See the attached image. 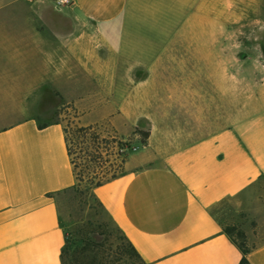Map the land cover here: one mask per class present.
Here are the masks:
<instances>
[{
    "label": "crops",
    "instance_id": "crops-1",
    "mask_svg": "<svg viewBox=\"0 0 264 264\" xmlns=\"http://www.w3.org/2000/svg\"><path fill=\"white\" fill-rule=\"evenodd\" d=\"M218 26L219 0H0V264H62L76 179L62 120L39 117L63 105L79 126L147 125L145 151L93 188L142 264H238L239 214L264 264V81L236 92Z\"/></svg>",
    "mask_w": 264,
    "mask_h": 264
},
{
    "label": "rangeland",
    "instance_id": "rangeland-1",
    "mask_svg": "<svg viewBox=\"0 0 264 264\" xmlns=\"http://www.w3.org/2000/svg\"><path fill=\"white\" fill-rule=\"evenodd\" d=\"M207 27H203V35H207ZM219 50L234 49L235 51V78L240 89L238 93L258 92L256 83L264 81V0H219ZM214 48V47H213ZM215 51V50H214ZM251 85L248 87V84ZM250 88L251 91L246 90ZM109 111V107H98ZM114 108V107H111ZM76 113L67 105L60 106L57 115L43 114L39 117L40 123L60 119L64 127L79 125ZM77 116V115H76ZM87 116V115H86ZM88 122V117L83 120ZM136 123H117L118 131L108 121L94 124L95 131L100 137H116L122 142L130 143L131 149L121 162L118 148H109V153L102 150V162L99 171L117 173L125 171V162L129 153L131 157L140 155L145 151L142 142L143 132L147 125L141 122L130 132L131 125ZM130 132V133H129ZM104 144L101 143V147ZM102 149V148H101ZM122 151V150H121ZM81 165L83 159H76ZM80 170V168L78 169ZM261 189H264L262 186ZM60 223L64 229L66 245L64 247V262L66 264H83L84 255L75 254L74 247H83L86 243H95L99 251L100 264H134L135 258L129 259L127 243L122 232L96 200L92 189L84 182L79 191L70 189L58 195ZM226 225H236L245 232L251 227L250 219L245 214L232 218ZM250 246V244L248 243ZM87 246V245H86Z\"/></svg>",
    "mask_w": 264,
    "mask_h": 264
},
{
    "label": "trees",
    "instance_id": "trees-1",
    "mask_svg": "<svg viewBox=\"0 0 264 264\" xmlns=\"http://www.w3.org/2000/svg\"><path fill=\"white\" fill-rule=\"evenodd\" d=\"M64 133L68 155L70 157L76 179V183L72 188L73 190L79 191L81 185L85 182L87 187L92 189L93 193V188L100 186L118 176V174L115 172L109 173L106 171L104 172L97 170L98 167L101 168L100 163L102 162L103 158L102 150H105L107 152L106 154H108L109 148L116 146L115 148H118L119 150L117 153L120 156L122 155L121 162H124L127 151L131 149L130 143L122 142L116 137H100V135L95 131L93 125H74L73 127L67 126L64 127ZM143 135L144 138L142 142L145 143L148 136V131L143 132ZM101 143L104 144L102 147ZM79 158L83 159L85 163L82 165L77 163L76 159ZM79 168L80 170H78ZM224 232L230 237L232 242L238 246L242 253L238 264H250L247 254L251 250V247L247 244L245 232L236 225H225ZM122 236L127 243L128 258H135L137 262L134 264H142L140 262V257L134 247L126 239L125 235L122 234ZM66 242L67 241L65 237V245ZM97 248V245L92 242L86 243L83 247H78V245H75L74 253L77 254L81 252L84 255L86 251H89L84 255L83 264H100L99 251ZM61 261L62 264H66L64 262V248L62 249Z\"/></svg>",
    "mask_w": 264,
    "mask_h": 264
},
{
    "label": "built area",
    "instance_id": "built-area-1",
    "mask_svg": "<svg viewBox=\"0 0 264 264\" xmlns=\"http://www.w3.org/2000/svg\"><path fill=\"white\" fill-rule=\"evenodd\" d=\"M49 1L56 5H64L70 2V0H49Z\"/></svg>",
    "mask_w": 264,
    "mask_h": 264
}]
</instances>
